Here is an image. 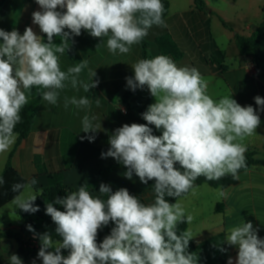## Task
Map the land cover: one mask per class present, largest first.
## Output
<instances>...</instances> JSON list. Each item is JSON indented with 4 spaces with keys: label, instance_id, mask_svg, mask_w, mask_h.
I'll return each instance as SVG.
<instances>
[{
    "label": "clouds",
    "instance_id": "1",
    "mask_svg": "<svg viewBox=\"0 0 264 264\" xmlns=\"http://www.w3.org/2000/svg\"><path fill=\"white\" fill-rule=\"evenodd\" d=\"M42 11L33 12V23L46 34L47 42L31 27L21 35L17 30L0 29V153H5L16 142L15 131L21 121V110L28 104L33 87L42 88V99L56 105L60 91L68 84L85 93L95 88V70L89 69V82L79 79L88 61L77 63L62 71L58 53L69 49L72 36L86 30L92 37H107L110 53L127 54L139 44L153 26L166 27L162 0H36ZM57 8L66 11H57ZM67 29L68 31H65ZM61 42L55 44L53 37ZM134 76L126 77L127 86L149 90L155 103L148 106L142 118L146 124H124L109 137L110 148L102 158L112 157L127 168L124 175L133 173L143 184L155 181L154 202L145 204L126 188L112 191L110 185L100 184L93 196L86 185L79 186L64 197L46 204V214L57 225L61 237L54 244L47 232L37 234L40 240L38 258L42 264H197V257L188 251L193 238L190 230L178 234V225L191 223L182 203H170L166 197L178 198L203 176L218 181L227 175L239 179V171L246 168L247 147L242 141L255 134L260 116L252 106H241L230 96L218 101L208 94V81L195 67H178L166 55L139 59L131 65ZM255 104L264 111V98L256 96ZM87 96L64 99L69 105L87 109ZM99 106V99L96 100ZM95 116L84 115L82 132L96 133L100 124H93ZM163 129L162 135L153 130ZM89 142L95 135L81 137ZM180 169L176 168V164ZM5 183L0 175V186ZM36 178L16 183L11 190L18 193L12 200L16 208L27 212L39 211L34 202L43 195L35 186ZM24 190L28 195H24ZM221 197L226 193L221 190ZM63 207L58 210L53 205ZM110 222L114 224L102 243H97L98 231ZM28 230L35 233L31 225ZM251 221L243 220L228 229L225 243L238 246L236 264H264V239L258 237ZM68 250V255L62 254ZM222 252L227 249L221 248ZM9 264H23L12 254ZM35 264V261H33ZM228 264H233L230 257Z\"/></svg>",
    "mask_w": 264,
    "mask_h": 264
},
{
    "label": "crops",
    "instance_id": "2",
    "mask_svg": "<svg viewBox=\"0 0 264 264\" xmlns=\"http://www.w3.org/2000/svg\"><path fill=\"white\" fill-rule=\"evenodd\" d=\"M169 11L165 21L166 27L153 26L149 29L146 41L149 43L151 58L160 55L155 39L163 34H170L183 48L184 57L174 60L178 67H195L208 81V94L219 100L230 96L238 104L252 106L260 116V125L255 134L246 137L243 144L247 152H254L255 158L264 159V111L255 104V97L264 98V78L258 73L251 57L240 54L236 35L249 37L264 20V0H204L206 6L216 15L210 17L208 29L204 25L207 16L203 17L195 10L194 0H167ZM42 11L36 0H3L0 5V29L4 31L17 30L21 35L26 27L47 42L46 34L33 23V12ZM57 11L66 9L57 8ZM221 19L228 27H225ZM65 31H68L65 29ZM107 37H92L86 30H81L79 36H72L69 49L59 56L60 68L67 71L69 67L86 59L88 68L82 70L79 79L89 82V69L95 70L94 80H99L97 87L85 93L82 88L73 89L70 84L60 91L56 105L48 104L42 99L45 89L33 87L26 94L28 100L38 98L40 105L34 118L30 134L23 140L18 138L9 151L0 153V175L4 173L5 183L0 186V233L5 231L18 232L22 219L18 216L13 198L18 194L11 190L16 183H26L36 178L35 186L43 189L51 183L50 175L60 174L62 183L67 190L77 191L79 186L86 185L93 196H101V183L110 185L112 191L126 188L129 192L142 197L147 204L154 202L155 192L147 184L140 182L133 173L128 179L124 173L127 168L117 169L109 174L97 187H89L90 183L99 177L101 170L118 161L112 157L102 158V153L110 147L109 137L115 129L124 124H144L136 112L130 111L122 102V93L129 88L126 77H133L132 64L143 58L141 42L133 45L127 54H112L107 48ZM0 38V43H2ZM53 42L59 44L61 38L53 37ZM228 48L225 47L226 43ZM221 50L225 54L222 62L223 70L208 63L207 59L214 57V52ZM136 100L144 105L149 96V90L137 89ZM83 97L90 99L87 109L69 105L64 107L65 97ZM99 99V106L96 100ZM155 103L151 96L149 105ZM148 105V106H149ZM148 109V108H147ZM84 115L95 116L93 124H100L96 133L82 132ZM163 129H156L158 136ZM95 135L89 142L87 137ZM12 170L5 172L10 154ZM223 190L225 197L219 192ZM29 193L24 190V195ZM185 209V215L193 217L187 223V230L192 232L188 251L197 257V264H221L222 259L228 264L231 257L236 264L238 246L225 243L228 229L241 224L242 220L252 222L258 229V237L264 239V167L260 165L239 174L238 183L225 189L213 188L202 184L193 188L189 194L179 199ZM217 206L219 210L217 211ZM28 239L34 244H40L38 235L30 234ZM0 239V264H5L6 254L15 252L18 245L10 244ZM17 243V242H16ZM11 246V248H10ZM227 249L222 252L220 249ZM42 264L37 258L23 264Z\"/></svg>",
    "mask_w": 264,
    "mask_h": 264
},
{
    "label": "trees",
    "instance_id": "3",
    "mask_svg": "<svg viewBox=\"0 0 264 264\" xmlns=\"http://www.w3.org/2000/svg\"><path fill=\"white\" fill-rule=\"evenodd\" d=\"M3 3V0H0V5ZM164 5V15L163 19L165 20L169 11V2L167 0H162ZM195 10L193 12H199L203 17L205 16H213L216 15L215 12L211 11L205 4L204 0H194ZM264 11V9H263ZM206 18L203 22L206 28L208 29L210 24V17ZM222 24L225 27H228L227 24L223 19H221ZM155 44L157 46L158 52L160 55L171 56L174 60H180L184 57V50L183 48L176 42V40L168 33L163 34L155 39ZM236 42L239 48L240 54L246 57H251L256 65L258 73L264 78V20L260 23L257 29L249 36H240L236 35ZM142 50H143V58L151 59L150 51H149V43L146 41V37L141 41ZM225 54L221 50H217L214 52V57L211 59H207L208 63L211 65L215 64L216 68L220 71L223 70L222 62L224 61ZM138 90L132 91L131 88H127L121 95V102L133 112H136L139 117L143 120L144 124L147 122L142 118V113L147 111L148 105L150 103V92L147 99V102L144 105H139L136 100ZM28 104L23 107L21 110V121L17 124L15 131L19 133L18 140L21 141L25 139L31 132L32 124L34 118L37 114L40 100L38 98L28 100ZM149 127L153 130V135L158 136L156 132V128L154 125H149ZM110 148V147H109ZM108 148V149H109ZM106 149V151H108ZM246 158V168H242L238 175L251 168L252 166L260 165L264 167V159L255 158L254 152H247L244 154ZM13 156V152L10 154L6 167L5 172L12 170L11 166V159ZM176 168L180 169V165L177 163ZM126 168L121 163L117 162L113 165L105 167L101 170L99 177L90 183L89 187H97L109 174L117 169ZM4 177V173L2 174ZM51 183L49 186L43 188V195L37 196L34 204L39 206V211L35 213H27L20 209L17 210V214L22 219V224L18 232L14 231H5L0 233V239H13L17 242L18 248L15 252L6 254L4 257L5 264H9V256L12 254L18 255L23 263L28 261L34 260L38 258V251L40 249V244L32 243L28 237L30 234H33L32 231L28 230V225H31L32 228L35 230V234H43L45 232L51 234L53 236L54 244L57 240H61L62 238L59 237L55 229L57 225L52 221L51 217L46 214V204L54 202L55 198L57 197H64L67 193L73 190H67L61 180L60 174H52L50 175ZM155 181H149L147 183L148 187L154 191L153 185ZM238 183V179H233L231 175H227L218 181H208L205 177L201 176L196 181H194L193 188L200 186L202 184H207L213 188H221L225 189L230 186L236 185ZM192 188V189H193ZM190 189L186 194L178 198H171L166 197V199L170 203H174L176 199H180L187 194L190 193L192 190ZM114 192V191H113ZM130 195L138 197L141 202L147 204L145 200L140 197L139 195L129 192ZM102 199H106V196H101ZM58 210L63 211V207L61 205L55 204L53 205ZM217 206V211L219 210ZM114 227V224L110 222L107 226L101 228L98 231L96 241L97 243H102L103 239L110 234L111 229ZM187 229V223H182L178 225L177 232L178 234L183 230ZM62 254L67 256L68 250L62 249ZM221 264H225L224 260L222 259Z\"/></svg>",
    "mask_w": 264,
    "mask_h": 264
},
{
    "label": "rangeland",
    "instance_id": "4",
    "mask_svg": "<svg viewBox=\"0 0 264 264\" xmlns=\"http://www.w3.org/2000/svg\"><path fill=\"white\" fill-rule=\"evenodd\" d=\"M226 43V42H225ZM225 47H227L228 48V44L226 43L225 44ZM150 51V50H149ZM181 171H183L182 169H180ZM207 185V184H206ZM209 186V185H208ZM211 187V186H210ZM16 218H18V219H21V217L18 215V216H16ZM7 242H9L10 244H12L11 246H12V248H13V244L14 245H16L17 243H16V241L15 240H7ZM11 246H10V248H11Z\"/></svg>",
    "mask_w": 264,
    "mask_h": 264
}]
</instances>
